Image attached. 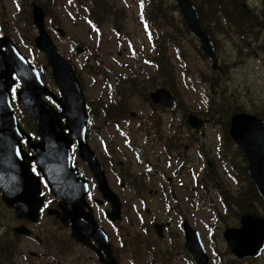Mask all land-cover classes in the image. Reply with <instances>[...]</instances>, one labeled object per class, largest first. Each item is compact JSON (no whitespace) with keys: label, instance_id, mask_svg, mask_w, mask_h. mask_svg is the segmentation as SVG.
<instances>
[{"label":"rangeland","instance_id":"374dc122","mask_svg":"<svg viewBox=\"0 0 264 264\" xmlns=\"http://www.w3.org/2000/svg\"><path fill=\"white\" fill-rule=\"evenodd\" d=\"M97 1L21 0L20 6V0H0V33L7 34L14 40L22 53L40 68L46 85L58 92L47 57L35 43L38 32L33 23L31 4L37 2L42 6L47 14L46 28L56 46L71 60L85 99L94 114H91L94 120L88 132L90 146L102 155L111 149L118 161L127 159L130 171L136 176L145 168L147 157H150L155 168L157 162L160 163L161 169L171 166L174 182L172 197L175 199H170V206H174V209L170 214L167 210L166 214L170 216L172 223L177 225L174 242L176 255L172 264H189L185 261L186 256L182 255V251H185V237L181 227L183 219H187L200 232L203 244L212 258V264H222L223 259L227 264L232 256L228 253L223 236L225 229L239 227V213L251 206V203L255 205L257 213L264 216V202L261 203L253 199L252 195L245 194L242 202L244 209L237 205L235 196L243 189L246 193L250 191L246 181L248 175L241 176L236 171L234 176L227 172L223 166L220 149L228 134L227 120L233 112L240 108L241 111L264 114V69L258 70L256 67L259 65L249 59L244 68L240 67V63L233 67L232 62L237 61L234 48L237 37L224 38V42H221L224 47L223 55L229 61L226 74L212 67L201 43L192 35L184 38L177 46L180 51L174 45H167V56L161 58V55L153 52L157 49L160 28L157 31L145 18L147 16L142 0H102L101 5L96 6ZM165 2L170 9L173 5L177 8L176 0ZM202 12V20L208 19L212 25L213 21H217V10L212 13L210 9L205 15L206 11L202 8ZM144 21L148 22L147 28ZM57 27L62 28L66 35L61 36ZM79 45L85 48L84 52H76ZM158 56L160 61L153 62V57ZM157 87H166L174 93L181 104L180 108L177 103L171 110L158 105L151 106L153 101L149 92ZM17 91L18 88H15L13 94V89L11 90L15 109L23 124L29 126L32 124L31 117L17 101ZM234 98L239 105L235 104ZM45 99L55 106L50 98ZM119 103L125 109L119 110L116 115L118 117L105 114L104 108L109 109ZM133 112L134 116L131 114ZM189 113L210 119L204 128V135L195 134L189 126ZM151 114L162 116L150 120ZM141 120H149L150 125L148 121L141 123ZM158 126L161 128H155ZM57 129L59 130L58 126ZM161 129L170 134L175 143L172 157L162 152V140L158 137ZM149 131L151 134L148 145L146 136ZM109 139H112V143H107ZM130 145L140 148L143 163L134 158L135 150ZM225 154L226 162L230 163V158L237 156L236 167H247L248 160L236 143L231 146L225 143ZM159 156L161 160H158ZM163 158L167 160L166 164ZM209 160H215L217 168L216 172L213 167V173L216 174L215 185L203 180L207 175ZM200 179L203 180L202 186L198 185ZM150 189L161 190V187L157 185ZM220 199L226 201L228 211ZM245 201L249 204L244 203ZM147 205L149 209L155 207L151 201ZM145 210L146 207L142 210L144 221L154 220V215H148ZM127 211L131 226L136 232L142 217L136 214L132 201L128 202ZM65 235L66 240L68 239L65 246L71 250L66 253L69 261L65 264H72L70 261L76 251V245L71 246L67 229ZM144 239L148 243L134 245L129 249L137 256L133 263L161 264L153 260L154 250L149 251V247L154 244L153 235H144ZM161 246L164 248L167 243ZM222 250L224 256L221 254ZM255 264H264V253L255 260Z\"/></svg>","mask_w":264,"mask_h":264},{"label":"flooded vegetation","instance_id":"af4514ba","mask_svg":"<svg viewBox=\"0 0 264 264\" xmlns=\"http://www.w3.org/2000/svg\"><path fill=\"white\" fill-rule=\"evenodd\" d=\"M202 8L206 11L204 12L205 15L210 9H217V21H213L212 25L210 20L203 19V24L210 34L218 53V71L220 73L226 74L229 67V61L223 55L224 47L221 42H224L222 41L224 38L233 39L237 37L234 42L237 61L232 62L233 67H237L240 63V67L244 68L245 62L249 59L259 65V67H256L258 70L264 69V0H202ZM152 91L149 92V97H151ZM172 94L174 95V93ZM238 98L242 99L240 96ZM176 101L177 99L174 100L175 104ZM234 102L239 105L236 98H234ZM155 105L165 108L160 102H151V106ZM25 109L28 111L27 108ZM237 112L251 113L264 120V114L260 112L241 111L240 108ZM131 114L134 116V112ZM159 116H162V114H151L150 120H156ZM30 117L32 124L24 127V129L31 135V141L37 143L42 141V137L40 138L38 135V126L31 115ZM143 121L149 122V120H141V123ZM91 126L92 124L89 128ZM155 128H161V126ZM150 134L151 131L146 136L148 145ZM195 134L200 133L195 131ZM158 137L162 140V152L172 157L175 143L170 134H166L165 130L161 129ZM112 139H109L107 143H112ZM21 145L24 152L29 155V159L26 158L29 163V174L37 178L36 182H33L32 179H28L26 182L31 189L34 203L27 211H19L18 204L16 202L12 204L6 202L4 193L0 190V264H65L69 261L66 253L71 251L65 246L68 241V239L66 240L65 229L70 234L71 246L76 245V251L70 261L72 264H106L105 261L109 260V254L107 248L99 240L101 235L90 230L85 231L89 235L90 245H88L73 235L71 223L65 225L64 212L66 209H72V205L66 204L64 195L59 194L51 186V181L45 178L38 163L40 162L42 167L47 163L43 160L42 152L39 150L37 152L31 148L26 137L21 139ZM130 147L135 150L134 158L143 163L144 158L142 153H139L140 148H136L135 145H130ZM148 151L150 152V150ZM96 155L100 171L91 168L81 158L76 142L72 145L71 157L72 159L74 157L79 159L74 161L76 178L85 184L86 195L82 210L85 213H91L98 227L103 228L108 235L111 255L119 264H135L133 262L137 256L133 255L132 250L129 251L130 247L144 245L145 242L148 243V241H145L144 235L152 234L154 244L153 247H149V251L154 250L153 260L161 264H170V262L172 264L176 255L174 242L176 240L177 225L173 224L170 216L166 214L167 210L170 214L174 209V206H170V199L174 198L172 197L174 182L171 175V166L161 169L159 167L160 163L157 162V168H155L150 157H147L145 168L142 169L141 174L136 176L130 171L129 161L127 159L118 161L114 158L115 155L111 149L106 151L105 155L96 151ZM158 160H161L160 156ZM162 160L164 164L167 163L165 158ZM210 163L209 160L204 181H207L209 173H212L211 178L215 179L216 177V174L213 173V164L210 165ZM53 177L56 180L60 178L58 175H53ZM0 180L5 182L2 177H0ZM103 181L108 184L103 186L104 190L100 187V182ZM151 182L153 183L151 184ZM157 185L161 187V190L155 189L153 191L150 189V187ZM107 187L114 193L106 191ZM219 188L221 187L219 186ZM130 201L134 203L136 214L142 217V219H139V229L136 232L131 226L132 222L127 211L128 202ZM149 201L155 205L153 209L148 208L147 203ZM37 205L38 209H36ZM225 205H227L226 202ZM144 207H146L145 211L148 215H154V220L144 221L142 212ZM226 209L228 211V207ZM184 220L187 219H183L181 223L185 237L183 243L185 251H182V255L186 256L185 261L189 264H196L192 253L186 248ZM165 243H167V246L163 248L161 245ZM226 243L228 253L232 256L227 264H255V260L259 259L264 253L263 250L258 257L240 259L230 248L227 241ZM204 247L209 264H212V258L206 245ZM221 254L224 256L223 250ZM130 259L132 260L130 261ZM222 264H226L225 259H223Z\"/></svg>","mask_w":264,"mask_h":264},{"label":"water","instance_id":"95a60500","mask_svg":"<svg viewBox=\"0 0 264 264\" xmlns=\"http://www.w3.org/2000/svg\"><path fill=\"white\" fill-rule=\"evenodd\" d=\"M176 3L188 31L200 41L205 56L212 61L213 68L218 69V54L212 38L200 18L197 6L192 0H176ZM32 16L38 32L35 43L47 56L61 98L49 90L38 66L29 61L14 40L7 34L1 36L0 177L4 178L5 182L0 180V187L3 189L0 188V190L3 191L6 202L18 204L19 211H27L32 207L33 195L26 182L28 179L36 182L37 178L29 174V163L26 160V158L29 159V155L24 152L21 145V139L27 137L29 146L37 152L38 150L42 152L43 160L47 162L44 167L40 162L38 163L46 178L51 181V186L59 194L64 195L66 204L72 205V209H66L64 212L65 225L71 223L73 235L88 245H90L89 235L85 231L97 232L101 235L99 237L101 244H104L109 254V260L105 263L119 264L111 255L109 237L106 232L103 228L98 227L91 213H85L82 210L86 195L84 182L76 178L74 169L68 171V160L63 161L71 151L73 142L71 135H73L79 142L81 157L87 160L91 168L100 171L96 154L89 147L86 138L90 116L87 113V102L82 86L76 77L71 61L51 38L46 28L45 11L37 2H32ZM58 32L61 36L66 35L62 28H58ZM84 50L82 45L76 47L78 53ZM14 74L22 83V88L18 91V100L27 107L35 119L38 133L42 137L40 142H32L18 121L10 92L11 86L17 83ZM43 95H50L54 98L61 110L58 111L50 106L43 99ZM151 97L154 102H160L166 108L172 107L175 100V96L165 87H158L152 91ZM187 121L196 132L201 131L203 135L205 134L202 127L209 122L208 118L191 113ZM66 130L69 131L66 132ZM230 134L248 159L249 176L264 200V120L251 113H234L231 117ZM53 175H58L60 178L56 180ZM105 185H108L106 181L100 182L102 189ZM106 191L114 193L109 187L106 188ZM36 209H38V205ZM240 221L241 226L225 229L223 233L225 240L240 259L260 256L264 250V216L256 212H246L242 214ZM183 227L186 235V248L192 253L196 264H209L200 232L192 227L187 220H184Z\"/></svg>","mask_w":264,"mask_h":264},{"label":"trees","instance_id":"16d2710c","mask_svg":"<svg viewBox=\"0 0 264 264\" xmlns=\"http://www.w3.org/2000/svg\"><path fill=\"white\" fill-rule=\"evenodd\" d=\"M142 1H143V6H144V9L146 12V16H147L145 18L151 23L152 27L155 28L157 31H158V28H160V30L158 31L159 34H158L157 49H156V51L154 50L153 52H156V54L161 55L160 56L161 58H164L167 56V48H166L167 45L171 44V45L176 46V48H178L177 46H179V44L181 43L182 40H184V38L192 37L191 34L189 33L184 21H183L181 15H179L178 10H177L175 5H173V7L170 9L169 5L165 2V0H142ZM101 2H102V0H98L96 3V6L101 5ZM194 2H195L196 6L199 10L200 17L202 19V17H203L202 0H194ZM19 5L22 6L21 0L19 2ZM148 8H150V11H148ZM211 10H212V13H215V11L217 9L212 8ZM203 22H204V20H203ZM178 50L180 51V48H178ZM160 57L159 56L153 57L152 61L155 63H156V61L159 62ZM159 65H160V63H159ZM177 104H178V107L180 108L181 104L178 101H177ZM122 106H120V103H119L118 106H111L109 109L104 108L105 114L109 115L110 117H118L116 115L119 114V112H120L119 110L125 109V108H123L124 106L123 107ZM234 113L235 112H233L230 116L232 117V115ZM231 117L229 120H227V122H228V134L226 136V139L224 140L225 143H227L229 146L235 144L231 134L229 133ZM225 143L222 145V147L220 149V154H221V158L223 160L222 162H223V166L225 167V170L227 172H230L234 176H236L235 175L236 171H238L241 176L243 174L248 175V165H247V167H240V169H238L236 167L237 156H233V158H230L231 159L230 163L226 162L225 157L227 155L225 154ZM177 147L182 148L181 145H177ZM227 150H228V153L231 152L229 147L227 148ZM211 162H212L213 167L215 168V170L217 172L215 160H212ZM214 181H215V179L211 178V175H208L207 181H204V182L214 184ZM246 181H247V184H249L250 191H249V193H246V192H244L245 189H243L242 192H240L238 194V196H235V200L238 201L237 205L239 207L243 208L242 202H243V196L245 194H250V195H252L253 199H255L257 201L259 200L261 203H263V200H262L261 196L259 195L256 186L254 185V183L250 179L249 175H248ZM202 184H203V180L202 179L198 180V185L202 186ZM203 187H205V185ZM224 193L227 196V193L225 191H224ZM221 202L225 205L226 201L224 202L221 200ZM244 203L249 204L248 201H245ZM250 203H251V201H250ZM225 207H226V205H225ZM247 211L257 212V209H256L255 205L253 203H251V206L246 207L245 210H242L241 213H239V215H242L244 212H247Z\"/></svg>","mask_w":264,"mask_h":264},{"label":"snow or ice","instance_id":"6c2138e0","mask_svg":"<svg viewBox=\"0 0 264 264\" xmlns=\"http://www.w3.org/2000/svg\"><path fill=\"white\" fill-rule=\"evenodd\" d=\"M145 27L147 28V25ZM13 94H15V88L13 89ZM17 155H19V152H17Z\"/></svg>","mask_w":264,"mask_h":264},{"label":"bare ground","instance_id":"6f19581e","mask_svg":"<svg viewBox=\"0 0 264 264\" xmlns=\"http://www.w3.org/2000/svg\"><path fill=\"white\" fill-rule=\"evenodd\" d=\"M185 35V34H184Z\"/></svg>","mask_w":264,"mask_h":264}]
</instances>
